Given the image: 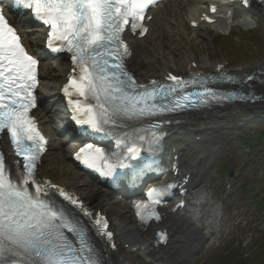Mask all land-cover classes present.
<instances>
[{"label": "snow or ice", "instance_id": "obj_1", "mask_svg": "<svg viewBox=\"0 0 264 264\" xmlns=\"http://www.w3.org/2000/svg\"><path fill=\"white\" fill-rule=\"evenodd\" d=\"M157 0H14L18 8L30 12L33 18L50 27V42H59L56 52L71 53L78 67L64 91L68 104L76 113L78 127L108 135L122 130L129 121L161 117L193 105H204L222 97L213 88L204 86L202 93L180 95L168 103L158 102L177 95L188 82L169 76L174 84L167 87H143L137 91L136 82L127 73L125 57L130 55L121 33L125 26L133 30L143 27L145 12ZM247 5L248 0H242ZM215 12V7L212 8ZM150 19V17H149ZM204 19H209L207 16ZM38 60L30 55L20 41V35L0 7V144L3 136L10 137L16 159L8 162L0 150V264H99L95 247L89 239L90 230L106 238L112 237L108 225L95 213L83 211L84 205L38 173V164L45 151V137L29 116L35 107L33 91L38 84ZM78 76V78H77ZM127 76V79L124 77ZM196 83L197 81H192ZM155 84V82H153ZM76 97L87 98L82 104ZM94 102V103H93ZM127 146L120 151L105 152L87 144L77 153V159L105 177H114L118 169H132L129 161L140 154L143 140L133 133ZM161 136L152 134L150 145L158 144ZM123 143V142H122ZM118 147H120L118 145ZM175 185L150 189L152 203L159 204ZM70 205L81 209L83 216L92 217L94 229L82 224L73 212L58 204L51 190ZM139 211L144 202H137ZM151 218L159 219L158 213ZM142 219H144L142 215ZM71 233L75 240H70Z\"/></svg>", "mask_w": 264, "mask_h": 264}, {"label": "bare ground", "instance_id": "obj_2", "mask_svg": "<svg viewBox=\"0 0 264 264\" xmlns=\"http://www.w3.org/2000/svg\"><path fill=\"white\" fill-rule=\"evenodd\" d=\"M165 2H163L162 6L154 12V18L151 21L152 30L143 38L132 39L131 43L133 46V56L129 60L130 66L136 70L138 76L143 79L152 76H163L166 72L172 70L189 72L198 69H213L215 66L209 62L207 57L203 56L200 60H196V52L194 51L196 49V44L199 42L198 40L203 38L202 29L207 26L200 24L198 28H191V30H188L184 26L183 20H176V14H180L182 17H185V20H188L190 24L192 21L199 20L201 13L208 8L211 2H218L221 10L218 12L215 26L218 29L225 30L230 27V19L222 13L233 8L227 6L223 0H212L206 5H204L206 2L203 0L194 1L196 3H193L191 0H167ZM246 13V15L250 13L252 15L260 14L264 18V12L260 9H256L255 12L249 11ZM34 30L35 29L24 26L22 33L24 35V40L28 44L31 51L40 52V42ZM42 57L43 62L41 63V71L46 81L44 80L41 83V96L43 99L53 103L59 95L61 85L65 80L70 64L66 58H62V61H52L47 59L44 54H42ZM143 67H145V69H142ZM255 69L256 68H238L234 71L236 73H243ZM259 69L264 72V65L260 66ZM45 70H49L50 72ZM252 83L256 89L264 92V75L262 73L258 74L256 80ZM36 114L40 117L42 127L51 138V147L49 148L48 154L46 153L45 158H43V167L41 170L46 168V166L49 169L56 168V170L60 173L61 183L63 186L71 184L72 180H75L72 177H75L85 183H92L91 180L81 179L82 171L69 159L72 150L71 147L74 145V142L70 144V141L73 140L69 139V135H63L60 133L59 127L53 120V117L49 114L47 108H40ZM258 115H264V101L247 105L246 107L243 105H232L221 108L218 107L212 110H205L192 116L188 115L183 118V124L172 128L176 129V131L171 136V138L175 139V141H171L173 142V146H177L180 149L183 148L186 162H191V158L195 156V151L191 150L190 144H187L186 132L192 135L204 134L208 137L211 131H219V129H221L224 125H232L234 130L248 135L253 131L255 125H245L244 128L237 129V124L238 122L255 118ZM249 128H252V130ZM206 140L202 141L201 144L205 147L203 152L204 155H202V157L206 155L205 161H195V163H190L188 166L185 163V168L192 171L195 178L193 182L194 189H196L195 191H197V195L200 197H194V202L196 203L199 200H204L205 202L207 200L206 195L208 186L213 183V179L211 177L212 168L215 164L217 154L220 152L221 146L225 142V139L220 137L215 143L219 145L220 148L219 150H215L212 141L209 138H206ZM195 145L198 147L199 144L196 143ZM193 159L198 160V157ZM205 184L208 185L205 186ZM95 189V195L102 194L103 198L107 199V195L109 194L108 188L106 189V187L103 186H96ZM215 215L216 207L212 204L207 208L204 219L209 223ZM183 217L185 221L194 219L195 222L193 221L190 225L189 222H187L185 224L184 231L178 232V235L175 237V240H178L173 242L175 247L172 248L169 253L172 254V258L174 257L173 259L178 260L195 257L193 251L197 248V246L203 244V236H206L210 231L209 226L205 224L204 228L207 232H201L203 229L200 227L202 226L200 223L201 220L199 219V211L196 209L195 203H192L185 211L180 212L178 222ZM119 223L120 230L126 241L135 244L140 243L141 245L143 244V246L146 245L144 247L145 250L143 251V249H141V251L152 257L150 259L153 260V264H169L161 259H156V257H158L162 252L154 251V238L149 244L146 240H143V232L137 227L132 226L130 220ZM177 224V222H174L175 228L172 229L173 231L176 229ZM191 225H196L194 229L198 230L200 228V231L198 230L195 234V231L190 232L189 229L191 228ZM192 236H196L197 240H194L195 238L193 239ZM195 242L197 244H193ZM169 255L167 259L165 258L167 261L169 260ZM117 264H121V262L117 261Z\"/></svg>", "mask_w": 264, "mask_h": 264}, {"label": "rangeland", "instance_id": "obj_3", "mask_svg": "<svg viewBox=\"0 0 264 264\" xmlns=\"http://www.w3.org/2000/svg\"><path fill=\"white\" fill-rule=\"evenodd\" d=\"M191 1L194 2L196 0ZM238 14L239 10H236V15ZM255 17L253 20L257 19V25L254 22H248L247 26L250 28L246 32L233 27L229 35H220L216 28L211 26L203 28V38L198 40L199 42L194 50L196 52V60H200L205 56L212 65L223 61L229 62L230 67L256 68L257 73L254 80H256L258 74L262 73L264 75V72L259 69L260 66L264 65V19L261 15ZM176 20H183L184 26L191 30L185 17L176 14ZM241 21L245 22L246 20L240 15L237 23ZM58 60L62 61L61 59ZM142 69H145V67ZM48 107L49 111L53 112L58 106L53 107V109L50 106ZM53 115L59 116L60 114L53 112ZM242 122L236 123L237 126ZM253 123L255 124L249 123L247 125H255L253 131L248 135L234 129L226 130V127H232V125H224L219 131L210 132L208 137L203 136V138H209L215 143L223 135L225 142L217 154L218 158L215 165L221 164V161L225 160L227 156L231 157L226 164L227 166H232L236 172V178L233 179V186L236 192L231 194V197L225 198L224 189L229 169L226 170L225 168L227 167L223 165L224 170L215 173L214 166L211 173L214 188L208 190V193H210L212 199L216 200V203L220 204L222 214L219 217L215 216L214 223L209 225L210 235L208 236V241L204 244V255L196 257V259H193V257L184 259L179 264H196L197 261H201V264H207L211 257L220 254L224 247L229 244L236 248L242 242V249L240 250L248 253H252L258 247L260 233L258 234L257 232H264V207L261 201L264 198V135L260 136L264 132V122H259L261 124L258 122ZM244 127L245 125L242 128ZM249 129L252 130V128ZM243 138L252 140L254 144L243 145L241 143L244 140ZM187 139L192 141L193 137L187 134ZM42 172L55 182L61 183L60 173L56 168L49 169L46 166ZM72 178L75 179L72 180V185L68 184L65 186L76 189L95 208H101L110 213L111 217L114 218L115 229L122 246L123 239L119 222L130 220L132 226L136 227L137 225L129 212L127 202L118 200L110 191L107 199H104L102 194L95 195L96 186H102L93 182L85 183L75 177ZM81 179H85L83 174ZM206 206V204H203L202 208H206ZM204 224L205 220L201 225L204 226ZM146 237H148V234L145 235V239ZM193 244H196V242ZM128 251L130 249L122 254L125 255L129 263L151 264L146 262L142 256L130 255Z\"/></svg>", "mask_w": 264, "mask_h": 264}, {"label": "trees", "instance_id": "obj_4", "mask_svg": "<svg viewBox=\"0 0 264 264\" xmlns=\"http://www.w3.org/2000/svg\"><path fill=\"white\" fill-rule=\"evenodd\" d=\"M262 135L264 132L260 136ZM261 201L264 207V198ZM257 233H260L259 244L252 253L240 250L242 242L236 248L229 244L220 254L211 257L207 264H264V232Z\"/></svg>", "mask_w": 264, "mask_h": 264}, {"label": "water", "instance_id": "obj_5", "mask_svg": "<svg viewBox=\"0 0 264 264\" xmlns=\"http://www.w3.org/2000/svg\"><path fill=\"white\" fill-rule=\"evenodd\" d=\"M253 122H264V115L262 116V115H258V116H256L255 118H251V119H249V120H247V121H244V122H242L240 125H239V127L240 126H244V125H248L249 123H253ZM231 176H234V173L233 172H231ZM198 252L199 253H201L202 252V249L201 248H199V250H198Z\"/></svg>", "mask_w": 264, "mask_h": 264}]
</instances>
